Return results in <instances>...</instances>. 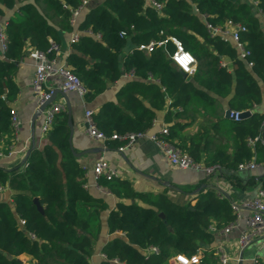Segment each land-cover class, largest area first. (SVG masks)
I'll return each mask as SVG.
<instances>
[{
	"label": "trees",
	"instance_id": "trees-1",
	"mask_svg": "<svg viewBox=\"0 0 264 264\" xmlns=\"http://www.w3.org/2000/svg\"><path fill=\"white\" fill-rule=\"evenodd\" d=\"M158 1L163 4L160 10L147 4V0L93 1L81 15L77 28L89 29L100 38L82 34L71 43L73 50L66 61L88 87L87 100L104 92L124 72L134 71L136 78L128 79L118 89L116 101L104 102L92 115L110 147L122 143L111 138L113 133L147 131L157 113L165 108L169 121L174 110L181 114L179 106L187 109L194 101H214L210 92L223 98L230 96L231 109L250 112L230 127L237 141L234 153L213 145L204 132L192 136L188 143L184 141L180 148L196 162L215 165V172H227L224 176L238 187L232 172L239 164L264 160V144L257 142L253 147L249 143L250 138L262 134L264 127V111L256 109L263 99L259 79L264 82V31L260 20L250 1ZM253 1L264 16V0ZM64 3L76 7L80 0H0V17L17 4L20 8V15L7 20L8 47L5 57H0V138L5 154L14 138L11 102L19 92L14 80L18 62L27 45L48 52L50 57L56 55L55 50H50V39L60 46L62 30L74 29L71 12ZM195 7L213 24H223L227 19L244 22L247 30L241 32V39L250 52L246 58L240 57L232 42L212 36ZM121 30H127L128 37L121 36ZM161 30L164 34H160ZM169 35L180 39L196 56L193 76L184 77L172 64L169 54L175 45L171 40L163 46L155 45L149 52L138 48ZM127 38L137 46L129 53L123 51ZM223 61L230 65L222 66ZM223 125L221 119L214 127ZM181 126H169L170 139ZM69 136L66 109L56 115L47 132L48 143L41 149L29 147L25 160L11 171L0 165V185L14 190L12 204L0 201V264H91L95 252L90 232L92 218L82 213L81 205L94 202L99 212L107 204L84 186L85 169L71 148ZM203 155L205 162L201 160ZM104 182L118 201L107 217L113 237L102 247L106 258L101 264H168L169 257L176 253L192 255L200 246L211 245L215 241V235L208 230L212 221L222 226L234 218L229 198L214 189L198 194L194 203L179 204L170 199L166 190L137 191L131 181L122 178ZM261 187L264 188V178ZM35 197L41 207L34 202ZM20 219L25 223L21 224ZM149 246L158 247L159 252L145 255L143 249ZM204 254L200 264H219L210 248Z\"/></svg>",
	"mask_w": 264,
	"mask_h": 264
},
{
	"label": "crops",
	"instance_id": "crops-1",
	"mask_svg": "<svg viewBox=\"0 0 264 264\" xmlns=\"http://www.w3.org/2000/svg\"><path fill=\"white\" fill-rule=\"evenodd\" d=\"M240 1L251 2L252 11L259 18L260 26L264 31V16L260 12L256 2L253 0ZM19 9V4L14 9H6L5 15L0 17V23L6 24L9 17L20 15ZM255 10L258 13H255ZM73 30H62L61 32L60 50L56 54L57 60L60 62L65 61L68 53L73 50L70 42ZM31 50L32 47L27 45L25 55L19 60L14 76V80L19 87V92L11 102V109L16 110L22 123L18 130L17 138H13L9 152L0 157V165L6 167L9 171L16 164L25 160L28 150H22L24 145L31 147L35 143L36 148L41 149L48 143L47 133H42L40 128L43 116L41 115L36 119L35 125L32 124L37 98L32 88L35 60L29 55ZM227 63L230 65L228 61ZM124 73L120 79L109 83L107 89L98 94L93 100H87L85 97L82 98L74 92L68 93L74 125L71 148L77 160L85 169L84 184H86V188L95 197L102 198L107 204V207L99 212L95 211V207L97 206L94 202L83 203L81 205L82 213L92 218L90 232L95 244V252L90 259L91 264H101V260L105 259L100 255V253H103L102 247L113 237L108 231L107 217L110 210L116 207L118 201L116 195L109 191L108 183L104 182L106 180L101 181V183L109 192H101L96 188L93 165L99 155H104L118 169L120 173L118 178L131 181L137 191L158 193L166 190L170 199L179 204H186L190 201L194 203V199L198 194L204 193L209 189H214L216 192L219 190L224 191L225 197H228L230 201L247 199L254 195L262 184V178H264V160H257L258 166L254 169H237L232 172L239 181V186L237 187L224 176V174L228 175V173L222 170L207 176L201 169H181L173 166L163 149L148 137L138 139L133 145L123 151L119 150L118 147L108 146L104 141L90 137L87 133V125L84 120L85 111L87 109L97 110L104 102L109 100L116 101L118 89L128 79L136 78V76L128 78ZM259 84L263 91V99L256 109L263 112L264 82L259 79ZM209 94L214 97V101H194L187 109L181 110L180 115L175 114L176 111L174 110L169 121L165 117L167 108L159 111L156 116V124L150 129V133L157 132L162 126L169 127L173 123H180L182 126L171 137L172 142L178 147L184 141L188 143L192 136L204 132L206 135H209L213 145L221 146L228 154L232 155L236 149L237 141L230 127L236 121L225 116L226 109L230 108L228 105L230 96L223 98L213 92ZM62 97L61 94L57 96L58 99ZM221 119H224L223 127H214L215 123ZM228 120H231V123H228ZM262 133L264 136V127ZM4 147V144H2V150ZM201 160L205 162L204 155ZM251 179L254 181H250ZM13 193L14 190L6 185L5 189L0 191V201L12 204ZM121 234L123 233L121 232ZM239 234L240 230H233L227 238H224L221 234H216L215 241L211 245L202 246L205 249L210 248L213 253V247L216 244L222 241L233 243ZM256 251H258V247L254 244L245 253L248 256L254 254Z\"/></svg>",
	"mask_w": 264,
	"mask_h": 264
},
{
	"label": "built area",
	"instance_id": "built-area-1",
	"mask_svg": "<svg viewBox=\"0 0 264 264\" xmlns=\"http://www.w3.org/2000/svg\"><path fill=\"white\" fill-rule=\"evenodd\" d=\"M95 0H80V4L76 7H71L67 3L63 6L70 10V22L74 26L70 42H76L80 39L81 35L94 34L97 38H100V34H95L91 30H81L77 28L79 24L80 17L83 15ZM147 4L152 5L156 9L160 10L163 6L162 2L158 0H147ZM195 11L201 14L205 20L206 27L212 36H218L220 39L232 42L239 50L240 57L246 58L250 53L247 48H245V43L241 39V32L247 30V26L244 22H236L232 19H227L223 24H213L207 19V15L201 13L197 7ZM133 25L131 26V28ZM160 34H164L161 30ZM121 36L128 37L127 30L120 31ZM168 40H171L175 49L169 54V58L174 66H176L181 72H185L187 76H193L197 69V58L189 50H187L180 39L175 36L169 35L164 39L155 40L152 39L147 44H140L139 49L149 52L155 45L163 46ZM52 42V47L50 50H55L56 54L60 50V46ZM8 47V39L6 36V24L0 23V57H5V52ZM35 60V70L32 77V88L35 96L37 98L38 104L43 103L45 100L49 99L53 94L55 89H61L66 93L74 92L80 97L84 98L89 92L86 84L81 80V78L72 70L67 61L60 62L57 60L56 55L50 57L48 52L39 51L32 49L29 54ZM228 63L223 61L222 66H226ZM248 66H252V62L248 61ZM128 78H132L135 75L134 71H128L124 73ZM152 79V78H151ZM59 95V94H58ZM57 95V96H58ZM230 109V118L234 121H240L241 113L243 111ZM66 110V103L64 97L58 99L56 97L49 105L45 107L42 111V123L41 132L47 133L51 128L54 119L58 113ZM177 110H183L181 106L177 107ZM94 110L87 109L84 114V120L87 125V133L90 137L98 139L101 141L106 140L105 134L98 129L96 123L93 120ZM11 124L14 131V137L17 138L18 130L21 126V119L18 116L15 109H11ZM264 123V121H263ZM156 124V119H154L152 127ZM151 127V128H152ZM150 128V129H151ZM150 129L147 131L138 132H127L124 134L113 133L111 135L112 139H117L122 143L118 146L119 150L123 151L126 148L133 145L138 139L143 137H148L150 140L156 142L161 149L165 152L169 162L181 169H201L205 172L207 176L215 173V165H205L200 162H196L193 157L185 150L181 149L175 145L169 138V127L162 126L157 132L150 133ZM259 142L264 144L263 133L255 138H250L249 143L254 147L255 144ZM3 140L0 138V157L5 155L2 150ZM28 145H24L22 150H28ZM258 166L255 160L249 162H243L239 164L240 170L243 169H254ZM120 175L118 169L114 167L109 160L104 155H99L93 165V176L95 180V185L98 191L109 192L102 185L101 181H110L118 178ZM85 187L86 184H84ZM5 186L0 185V191L4 190ZM218 195L225 197V192L219 190ZM234 218L222 226H218L216 221H212L208 227L215 236L216 234H221L224 238L229 236L233 230H240V234L233 243H227L222 241L213 247V253L217 257L220 264H264V188L258 187L253 196L247 199L239 201H230ZM21 224H24V220L20 219ZM258 247L252 255H248L245 251L252 245ZM145 255L150 253H158L159 248L156 246H149L143 249ZM205 252V247L200 246L195 253L192 255H186L183 253H176L169 257L168 264H200L203 260ZM102 258H106L104 253H100ZM114 262H118L117 259H113Z\"/></svg>",
	"mask_w": 264,
	"mask_h": 264
},
{
	"label": "water",
	"instance_id": "water-1",
	"mask_svg": "<svg viewBox=\"0 0 264 264\" xmlns=\"http://www.w3.org/2000/svg\"><path fill=\"white\" fill-rule=\"evenodd\" d=\"M255 13H258V11L255 10ZM136 47L137 46L132 41V39L131 38H127L126 44H125V46L123 48V51L126 52V53H129L133 49H135ZM119 58H121V55H119ZM182 74H183L184 77H187V74L185 72H182ZM58 94H61L64 97V101H65V103L67 105L68 124H69V127H70L69 141L71 143L72 142V137H73V134H74V125H73V120H72V107H71V103H70V99H69L68 93L62 91L61 89H58V88L55 89L53 94L51 95V97L49 99L45 100L43 103L38 104V102H37L36 109H35V112H34V116H33V119H32V124L35 125L36 119L39 116H41L42 111L45 109V107L47 105H49L53 100L56 99ZM4 98L7 99L6 93L4 94ZM249 113H250L249 111H243L240 116H241V118H245ZM229 114H230V109L227 108L226 112H225V116H226V118L231 119ZM35 147H36V145H35V143H33L31 148H35ZM34 202L38 205V207H41V203H40V200H39L38 197L34 198ZM160 215L164 216L163 213H161Z\"/></svg>",
	"mask_w": 264,
	"mask_h": 264
},
{
	"label": "rangeland",
	"instance_id": "rangeland-1",
	"mask_svg": "<svg viewBox=\"0 0 264 264\" xmlns=\"http://www.w3.org/2000/svg\"><path fill=\"white\" fill-rule=\"evenodd\" d=\"M228 123H231V120H228Z\"/></svg>",
	"mask_w": 264,
	"mask_h": 264
}]
</instances>
